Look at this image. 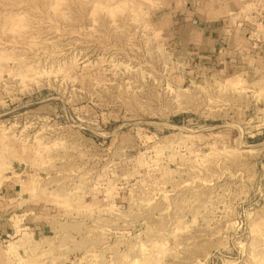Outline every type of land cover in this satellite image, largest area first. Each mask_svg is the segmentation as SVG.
Instances as JSON below:
<instances>
[{"label":"rangeland","instance_id":"374dc122","mask_svg":"<svg viewBox=\"0 0 264 264\" xmlns=\"http://www.w3.org/2000/svg\"><path fill=\"white\" fill-rule=\"evenodd\" d=\"M163 6L0 0V264H264V79L188 73Z\"/></svg>","mask_w":264,"mask_h":264},{"label":"crops","instance_id":"0c3cea01","mask_svg":"<svg viewBox=\"0 0 264 264\" xmlns=\"http://www.w3.org/2000/svg\"><path fill=\"white\" fill-rule=\"evenodd\" d=\"M160 15L167 48L188 73L264 79V30L248 36L251 0H167ZM246 10V11H244ZM260 28L258 27V31ZM8 220L0 211V234Z\"/></svg>","mask_w":264,"mask_h":264},{"label":"built area","instance_id":"2783aa9c","mask_svg":"<svg viewBox=\"0 0 264 264\" xmlns=\"http://www.w3.org/2000/svg\"><path fill=\"white\" fill-rule=\"evenodd\" d=\"M262 1H264V0H262ZM260 11L259 12H257V11H253V12H251V14H252V17L254 18L255 17V13H257L258 14V19L259 20H255V25H253V27L251 28V30H250V32H249V36L251 35V34H257V31H258V24H261V25H264V10L263 9H259Z\"/></svg>","mask_w":264,"mask_h":264},{"label":"bare ground","instance_id":"6f19581e","mask_svg":"<svg viewBox=\"0 0 264 264\" xmlns=\"http://www.w3.org/2000/svg\"><path fill=\"white\" fill-rule=\"evenodd\" d=\"M121 29V28H120ZM95 34V33H94ZM118 34V33H117ZM5 36V35H4ZM73 66V65H72Z\"/></svg>","mask_w":264,"mask_h":264}]
</instances>
